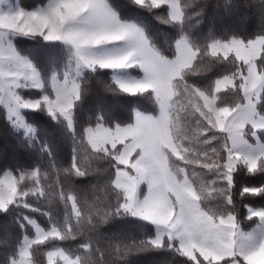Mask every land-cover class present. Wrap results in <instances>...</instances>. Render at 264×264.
<instances>
[{
	"label": "snow or ice",
	"instance_id": "6c2138e0",
	"mask_svg": "<svg viewBox=\"0 0 264 264\" xmlns=\"http://www.w3.org/2000/svg\"><path fill=\"white\" fill-rule=\"evenodd\" d=\"M243 7L258 27L205 32L207 0H0V108L28 153L0 162V264H264V0Z\"/></svg>",
	"mask_w": 264,
	"mask_h": 264
},
{
	"label": "trees",
	"instance_id": "16d2710c",
	"mask_svg": "<svg viewBox=\"0 0 264 264\" xmlns=\"http://www.w3.org/2000/svg\"><path fill=\"white\" fill-rule=\"evenodd\" d=\"M22 3H33L34 0H21ZM255 0H207V19L203 26V31H207L209 26H213L217 31L224 28L232 27L236 15L248 14L251 17L250 25L255 28L259 26L257 9H245V3H254ZM149 26L157 39L163 43L164 36L160 33L164 30L163 26H159L155 21L149 20ZM249 25H245L248 27ZM98 100H103L113 113L118 116L125 114V105L122 101L117 100L110 95L104 94L98 86H93L91 103L95 104ZM147 108L145 102L141 105ZM88 113L81 114V120L87 118ZM33 122V121H29ZM35 126L38 128L40 138L51 143L54 152L59 160L67 163L69 160V145L64 132L52 125L45 117H38ZM28 153L25 147L21 145V139L7 127L4 119L3 109L0 108V162H11L19 160L26 162ZM245 182L256 183L255 179L246 180ZM91 195V194H90ZM256 206H260L257 204ZM117 225L113 230H117ZM18 236V228L11 217L0 218V258L7 250V245L14 243ZM141 264H176L175 258L169 254L158 255L154 257L140 258ZM46 264V261H45Z\"/></svg>",
	"mask_w": 264,
	"mask_h": 264
}]
</instances>
